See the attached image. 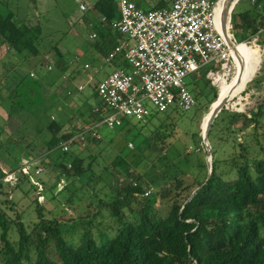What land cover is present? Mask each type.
I'll list each match as a JSON object with an SVG mask.
<instances>
[{
	"label": "trees",
	"instance_id": "obj_1",
	"mask_svg": "<svg viewBox=\"0 0 264 264\" xmlns=\"http://www.w3.org/2000/svg\"><path fill=\"white\" fill-rule=\"evenodd\" d=\"M252 2L253 8L237 13L234 23L231 17L237 42L247 41L258 26L264 27V0ZM165 4V0H160L153 8ZM90 8L94 12L93 28L97 33L92 47L96 53L104 55L117 44L120 35L112 26L113 21L119 18L118 6L116 0H94ZM41 34L39 22H31L28 17L20 19L17 12L12 10L0 13V45H3L9 57L6 60L0 57L3 70L0 105L8 101V120L13 111L21 112L25 107L36 113L38 101L32 100L33 108L29 105L32 91L57 84L55 79L36 80V74L30 76L29 70L26 74L16 72V66L24 62L36 64L53 52L52 55L57 56L53 60L54 66L63 75L71 62L62 56L64 50L61 51L57 42L47 51H41ZM251 44L246 42L245 45L248 47ZM117 64L121 66L120 60ZM75 70L67 74L71 80L75 79ZM201 75L204 78L205 70ZM236 75L227 79L229 85ZM27 76L33 81H26ZM205 83L209 84L211 90L216 89L210 80H205ZM241 86L232 98L245 90ZM215 92L212 101L216 98ZM197 93L199 95L202 91ZM56 94L60 97L59 101L64 103L62 100L65 96ZM216 100L219 101L218 98ZM229 100L219 103L215 110ZM105 110L99 98L95 106L88 108V119L84 121L91 125L99 122ZM74 114L75 111L66 124ZM163 115L164 118L155 124L146 137V146L151 154L155 153L153 161L148 163L142 154L139 155L141 158L138 161H143L145 167L142 172L129 171L132 162L121 153L126 144L109 163L101 156L103 144L89 136H86L89 139L87 143L92 142V145L81 148V154H75L72 149L61 150L60 143L81 130V127L64 128L65 123H57L53 118L41 123L38 131L30 134L27 140L26 135L13 139L11 142L22 146L31 155V160L25 165H9L5 169L14 174V179L5 181V172L1 171L0 182L4 179L11 189L18 188L32 175H38L36 169L48 164L46 159L55 152L60 159L54 162V166L61 167V173L56 174L59 179L56 184L67 181L65 190L69 185L73 186L76 180L93 172L94 163L99 164L101 169L93 181L87 178L80 187L73 186L74 189L63 200L64 204L70 206L73 194L80 190L87 194L86 206L94 205L93 211L69 219L82 228L76 243L64 237L65 231H68L65 223L56 217L45 216L43 202L37 200L38 194L42 195V187L36 188L33 199L37 220L28 230L20 220L19 213L9 220L0 208V264H264V144L259 139V135L264 134V124L261 122L264 102L247 112L228 110L223 106L217 113L207 134L211 152L209 174L205 158L200 157L198 152L185 150L184 144L181 148L176 147L179 130L167 120L168 113L164 112ZM17 119L20 120L18 116ZM217 119L225 122L223 127L228 131L227 135L250 127L243 134V140L230 135L233 139L230 146L232 151L222 158H217L212 140ZM97 146L99 150L94 151ZM173 150L176 155L172 154ZM67 153L73 155L64 164L61 158ZM116 167L127 172V180L122 184L113 183L103 175V172H110ZM155 172L156 178L152 177ZM6 202L8 207H12L11 200L7 199ZM103 208L111 223L100 220L105 217ZM11 221L18 235L14 243L7 238Z\"/></svg>",
	"mask_w": 264,
	"mask_h": 264
},
{
	"label": "rangeland",
	"instance_id": "obj_2",
	"mask_svg": "<svg viewBox=\"0 0 264 264\" xmlns=\"http://www.w3.org/2000/svg\"><path fill=\"white\" fill-rule=\"evenodd\" d=\"M33 1H36V4ZM86 1L89 4L92 2V0ZM138 1L141 3V7L149 9L150 7L148 5L156 0ZM224 1L225 0H219L218 3L223 5ZM234 1L235 0L230 1L228 9L232 6ZM34 6H36L38 17L33 12ZM253 6L254 4L252 0H238L235 2L232 11L233 16L231 15L232 23L235 22L237 13L246 8L252 9ZM7 10L17 12V16L20 19L28 17L31 22H39L42 27L41 40L39 41L41 51H47L52 44L57 42L61 51L64 49L62 56L65 60H70L71 62L68 64V67H66L63 75L59 69L54 66L53 52L49 56L43 58V61L41 62L36 58L35 61H38L36 64H33L34 62H24L21 65L16 66V72L18 71L21 74H26L29 70V75L33 72L34 76L36 74V80L38 81L55 79L57 86L45 87L37 92L32 91L29 96V98H31V100H29V105L33 108L34 105L32 100L38 101L39 108L36 113H33L28 107H25L21 112L13 111L11 113V119L8 120V101L6 100L0 105V173L1 171L6 172L5 169L9 165H25L31 160V155L26 152L22 146L11 141L23 135H26L25 139L27 140L28 136L36 133L41 127L40 124L45 123L48 119L53 118L57 123H65L64 128H66V126L81 127L84 124H88L84 121L88 119V108L95 106L99 101V97L94 90L96 83L104 79L116 66H120L117 64L119 63L118 59H115L110 63H105L100 58L99 54L98 56L96 55L94 48L90 46L91 39L87 36L90 30L94 28L92 25H86L85 22H82L87 16L89 17L91 14L94 16V13L89 8L83 11L79 10L78 3L75 0H0V13L5 14ZM217 17L221 20L223 25L224 16L222 10L217 11ZM248 42L250 44L252 43L251 45L254 47L251 45L247 47L245 45L246 42H242L243 47H246L245 50L247 57H240V54L237 53L240 61L242 62V59L244 60V63H240V69L243 70L244 75L242 82L244 81V83L242 86L240 84L239 87L241 86V88H245V90L240 94L238 93L236 97L229 98L230 100L224 104V108L228 110L247 112L252 108H255L261 102H264V32H261L256 36H251ZM2 46L3 45H0L1 58L3 57L5 60L9 59V57L7 58V51H5ZM253 54H255L254 58ZM85 63L89 64L88 68L84 67ZM120 64L125 70H130V66L126 62L120 60ZM47 66H51L52 69L47 70ZM94 68L97 69L96 73L93 71ZM230 68L228 78L233 71V67L231 66ZM73 69H76L74 71L75 79L71 80L67 74ZM203 70H205V68L201 70L198 76L196 73H193L186 77L187 88L195 96L197 104L188 111L173 108L165 113L169 114L167 120L174 123L179 130V140L176 147L181 148L182 144H184L186 148L185 150H195L200 157L205 158L207 153L202 143L201 134L207 129L210 114L217 102L216 99L218 98V100H220L225 96L237 78H235L230 85L228 84V80L222 81L219 84V88L215 86L216 89L211 90L209 84L205 83V80H207L206 76H204V78L201 77ZM2 71L3 70L0 66V78L2 76ZM25 80L28 82L33 81L28 76ZM80 85L83 86L82 89H78V86ZM198 91H202V93L198 95ZM213 91H216L215 94L217 93L214 101H212L214 97ZM55 92L62 93L61 97L65 96L62 101L66 105L59 101L60 97ZM146 105L150 110L151 115L145 121H137L131 117H127L124 118L120 125L113 128H110L103 123L98 125L96 128L98 134L97 140L99 139L101 144H103L101 156L106 158V163H109L124 144H126V148L121 150V153L126 155L127 159L132 162L129 171L137 170L142 172L143 169H145L143 161H138V159L141 158L139 157L140 154H142V158H144L146 162L150 163L153 161L155 153L151 154L150 149L146 146L148 143L146 137L150 130L154 128L155 124H158L159 121L164 118V115L163 113H159L150 102H147ZM74 111V116L71 117L69 124H66L68 117H70ZM80 113L84 115L82 118L80 117ZM17 116L20 118L19 121ZM261 122L264 124V116H262ZM238 124L241 126L240 122ZM13 125L14 127L11 128ZM224 125V121L217 119L215 127L212 130V140L217 152V158L225 157L232 151L230 146L233 139L230 135H235L237 139L240 138L243 140V134L250 130L249 127L245 131H235V133L233 132L230 135H227L228 131L226 132V129L223 127ZM10 129L13 131L12 133H10ZM259 131H262L261 127ZM37 134L39 135V133ZM259 139L262 144H264V134L261 133ZM87 140L89 139H85L86 144L84 145L83 143H79L77 146L76 144H73L72 152H75V154H81L79 152L81 148L86 145L88 147L92 145V142L87 143ZM130 149L133 151L129 152ZM98 150V146L94 148V151ZM174 151L175 150L172 151V154L176 155ZM57 154L58 153L55 152L47 158L46 162L48 164L40 165L43 169L38 172V175H32L29 180L22 183L18 188L11 189L6 184V180L4 181V179H2V183L0 182V208L9 220L13 219V217L19 213L20 220L28 230L31 224L37 220L36 210L34 208L35 202L33 199L35 197L36 188L41 189L42 187L43 189L40 191L42 195L38 194L37 200L39 203L43 202L45 216L47 218L56 217L60 222L65 223L66 226H68V231H65L64 237L69 240L71 239L76 243L78 242L82 228L76 223H72V220L69 219L72 217H78L80 214L83 215L87 211H93L94 205L89 207L86 206L88 201L87 194L80 190L73 194L72 204H70V206L64 204L63 200L69 191L73 190L74 187H80L87 178H90L93 181L96 178V175L99 174L101 166L94 163L93 172H90L89 175L86 173L88 176L76 180L73 183L74 187L71 184L69 185V188L65 190L64 188L67 181L62 180L59 184H56L59 180L56 174L61 170L59 165L58 167L54 166V162L57 159H60L57 158ZM72 155L71 153L64 154L63 158H61L62 162L67 164ZM134 155L135 158L133 160ZM53 170L55 171L53 172ZM149 171L150 169L148 172ZM126 173L127 172L123 171V169L116 167L115 169L112 168L110 172H103V175L113 183L122 184L127 180ZM156 173L157 172L153 173L152 177L156 178ZM10 176V178L14 179L13 173H11ZM9 177L7 176V179H9ZM35 182L37 184L40 183L41 185L39 186ZM55 193L56 195H54ZM93 198L94 197H92V199ZM7 199L12 201V207L7 206ZM93 201L95 202L96 200L93 199ZM102 212L105 217L100 220L106 223H111V218L106 214L104 208L102 209ZM92 231L95 234L94 228ZM17 237L18 235L14 222L11 221L7 231V238L10 242L14 243Z\"/></svg>",
	"mask_w": 264,
	"mask_h": 264
},
{
	"label": "built area",
	"instance_id": "obj_3",
	"mask_svg": "<svg viewBox=\"0 0 264 264\" xmlns=\"http://www.w3.org/2000/svg\"><path fill=\"white\" fill-rule=\"evenodd\" d=\"M75 1L81 11L92 4ZM218 1L166 0L164 6L142 9L134 0H116L119 18L112 26L120 34L118 43L100 58L105 63L123 60L130 70L116 66L96 83L94 90L106 108L101 120L82 125L81 130L60 143L61 150H71L73 144H86V136L97 139L96 128L101 123L113 128L127 117L145 121L151 115L147 102L159 113L173 108L192 109L197 100L187 88L186 77L193 73L198 76L204 68L206 78L219 88L233 67L231 47L238 42L231 14L223 25L217 17ZM261 32L264 27L258 26L252 36ZM96 36V32L89 34L93 40ZM84 67L88 68L89 64L85 63ZM93 71L96 73L97 69ZM33 75L31 72L30 76ZM42 169L39 166L36 173ZM10 174L5 172L4 179L9 180Z\"/></svg>",
	"mask_w": 264,
	"mask_h": 264
},
{
	"label": "bare ground",
	"instance_id": "obj_4",
	"mask_svg": "<svg viewBox=\"0 0 264 264\" xmlns=\"http://www.w3.org/2000/svg\"><path fill=\"white\" fill-rule=\"evenodd\" d=\"M230 1L231 0H225L224 3H223V5L221 6V8H220V4L217 3V5H216V13H217L218 10H222L223 11V16H224V13L228 10V6H229ZM231 53H232V58H233L232 59V62H233V71H232V74L230 75V77L233 76L235 73H237V75L235 77V78H237V80H235L234 83L231 85V87L229 88V90L226 93V95L223 96L215 104V106L213 107L212 111L215 110V108L218 106L219 103L224 102L225 100H227L230 97H232L236 93V91L238 90L239 85L243 83L242 82V79H243V70L240 69V63H242V62L244 63V60L242 59V62H241L240 61V58H239V56L237 54V53H239L240 54V57H242V56L245 57V58L247 57L246 50L243 47L242 42H238L235 45H233L231 47ZM210 116H211V114H210ZM208 124H209V121H208Z\"/></svg>",
	"mask_w": 264,
	"mask_h": 264
},
{
	"label": "water",
	"instance_id": "obj_5",
	"mask_svg": "<svg viewBox=\"0 0 264 264\" xmlns=\"http://www.w3.org/2000/svg\"><path fill=\"white\" fill-rule=\"evenodd\" d=\"M238 0H235L233 3H232V6L228 9V11H226L224 13V21L227 22L229 20V14H231V11L234 7V4L235 2H237ZM231 42V41H230ZM224 106V105H223ZM222 105L217 109V110H214L211 112V116H210V120H209V124L207 126V129H205V131L202 132L201 134V139H202V143L204 145V148H205V151H206V157H205V162L207 164V167H208V174L211 170V152H210V144H209V141H208V138H207V134H208V131H209V128L211 126V123L213 121V119L215 118V116L217 115V113L221 110V108L223 107Z\"/></svg>",
	"mask_w": 264,
	"mask_h": 264
},
{
	"label": "crops",
	"instance_id": "obj_6",
	"mask_svg": "<svg viewBox=\"0 0 264 264\" xmlns=\"http://www.w3.org/2000/svg\"><path fill=\"white\" fill-rule=\"evenodd\" d=\"M92 1H94V0H92ZM157 1L158 0H156L155 2H152L150 5H148L151 9H153V6L157 3ZM166 1V0H165ZM33 2H35V4H36V1H33ZM134 2L136 3V5L138 6V7H140V8H142V9H145V8H143V7H141V3L138 1V0H134ZM92 3V2H91ZM166 5V4H165ZM164 6V5H163ZM149 8V9H150ZM89 9H91V8H89ZM33 12L35 13V15L37 16V11L35 10V9H33ZM93 12V11H92ZM94 13V12H93ZM38 17V16H37ZM30 19V18H29ZM83 19V18H82ZM84 21H82L83 23L85 22V24L86 25H92L93 26V22H94V20H93V16H92V14L91 15H89V17L87 16V18L86 19H83ZM36 22V21H35ZM34 22V23H35ZM99 26H101V25H99ZM259 27H261V26H259ZM91 32H96V30L95 29H91L90 30V32L88 33V38L89 39H91L90 37H89V34L91 33ZM252 36V35H251ZM251 36H250V38H251ZM249 38V39H250ZM248 39V40H249ZM248 40L247 41H245V42H248ZM93 39H91V41H90V46L92 47V43H93ZM76 42H78V41H76ZM60 47V46H59ZM64 50V49H63ZM96 55L98 56V53H96ZM1 57V56H0ZM54 57H56L57 58V56L55 55Z\"/></svg>",
	"mask_w": 264,
	"mask_h": 264
}]
</instances>
